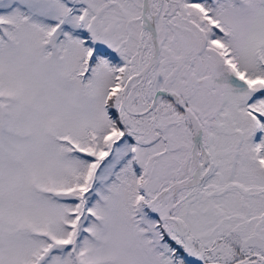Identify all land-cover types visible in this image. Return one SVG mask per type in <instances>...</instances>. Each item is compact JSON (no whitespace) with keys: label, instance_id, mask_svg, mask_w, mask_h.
<instances>
[{"label":"snow or ice","instance_id":"snow-or-ice-1","mask_svg":"<svg viewBox=\"0 0 264 264\" xmlns=\"http://www.w3.org/2000/svg\"><path fill=\"white\" fill-rule=\"evenodd\" d=\"M0 264H264V0H0Z\"/></svg>","mask_w":264,"mask_h":264}]
</instances>
